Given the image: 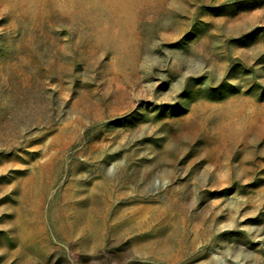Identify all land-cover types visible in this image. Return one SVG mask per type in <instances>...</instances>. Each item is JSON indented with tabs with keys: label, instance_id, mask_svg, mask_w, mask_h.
Returning a JSON list of instances; mask_svg holds the SVG:
<instances>
[{
	"label": "rangeland",
	"instance_id": "1",
	"mask_svg": "<svg viewBox=\"0 0 264 264\" xmlns=\"http://www.w3.org/2000/svg\"><path fill=\"white\" fill-rule=\"evenodd\" d=\"M0 264H264V0H0Z\"/></svg>",
	"mask_w": 264,
	"mask_h": 264
}]
</instances>
